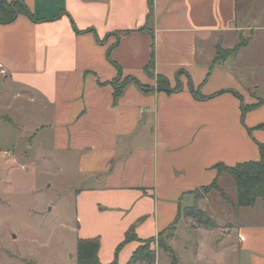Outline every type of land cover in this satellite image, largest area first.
<instances>
[{"label":"crops","instance_id":"1","mask_svg":"<svg viewBox=\"0 0 264 264\" xmlns=\"http://www.w3.org/2000/svg\"><path fill=\"white\" fill-rule=\"evenodd\" d=\"M23 1L35 20L0 23V124L26 133L21 149L10 148L14 162L51 159L46 149L76 161L65 264H76L77 240L90 237L99 238V260L111 262L133 226L137 240L117 254L127 264L140 241L173 222L178 232L193 206L217 224L191 229L194 255L207 234L235 264H264L262 199L235 207L216 189L201 192L217 178L235 203L233 179L215 164L260 157L264 0ZM240 38L235 56L214 61L217 46L232 49ZM251 50H261L260 71L249 68ZM157 76L173 90L157 89Z\"/></svg>","mask_w":264,"mask_h":264},{"label":"rangeland","instance_id":"2","mask_svg":"<svg viewBox=\"0 0 264 264\" xmlns=\"http://www.w3.org/2000/svg\"><path fill=\"white\" fill-rule=\"evenodd\" d=\"M246 57L249 68L260 71L262 66L256 64L262 61L261 50H251ZM7 130L1 123L0 150L5 149L8 154L0 159V260L7 264L69 263L75 226V189L79 187L76 161L46 149L42 154L51 159L14 162L10 148L21 149L26 133ZM231 185L232 179L223 181L226 190ZM199 225L193 218H185L178 232L175 224L152 241L140 244L154 250V264H172L173 255L177 264H235L233 257L212 250L207 234L201 236L200 252L192 253V249L197 253L198 245L191 229ZM182 229L188 232L184 234Z\"/></svg>","mask_w":264,"mask_h":264},{"label":"trees","instance_id":"3","mask_svg":"<svg viewBox=\"0 0 264 264\" xmlns=\"http://www.w3.org/2000/svg\"><path fill=\"white\" fill-rule=\"evenodd\" d=\"M149 8L151 11V5H149ZM19 14L26 15L29 18L35 20L33 14L23 0H0L1 24L12 22ZM245 44L246 40L240 38L239 43L232 49H223L220 46H217L214 61L218 62L219 60L225 59L227 57L235 56L238 49ZM145 71L150 76L154 75L153 58L145 67ZM180 73L182 72L179 71V74ZM157 89L167 92L173 90L170 88L168 80L163 76H157ZM190 89L196 97H199L198 92L194 90L192 85L190 86ZM119 91L120 87H118L115 83V94H118ZM250 107L251 106H243V113ZM259 154L260 157L257 161L240 162L233 166H227L223 163H217L214 166L218 174L226 173L233 179L236 188L235 203H233V201L224 192V190L219 187L217 178H215L210 185L203 187L202 193H207L211 189H216L218 190L222 199L235 207L253 206L257 198H261L264 205V144H259ZM184 215L193 218L204 228L217 227L216 222L210 218L209 214L201 210L197 206L186 209L184 211ZM174 225L175 223L173 222L158 235H161L164 231L173 228ZM132 240H137L133 226L129 228V230L125 233L124 239L117 246L114 259L109 263H102L98 258V250L100 245L99 238H79L76 244V264H118L117 254L119 249L125 243ZM152 240L153 238H149L140 242ZM143 261H146L147 264H154L155 253L154 250H149L145 248L143 244H139V246L131 254L129 260L127 261V264H136ZM176 261V257L173 255L172 264H177Z\"/></svg>","mask_w":264,"mask_h":264},{"label":"built area","instance_id":"4","mask_svg":"<svg viewBox=\"0 0 264 264\" xmlns=\"http://www.w3.org/2000/svg\"><path fill=\"white\" fill-rule=\"evenodd\" d=\"M8 154V151L5 150V149H2L0 150V159L4 156V155H7Z\"/></svg>","mask_w":264,"mask_h":264}]
</instances>
